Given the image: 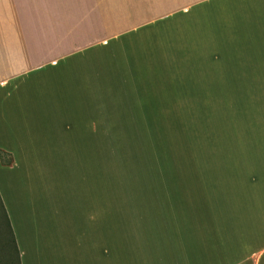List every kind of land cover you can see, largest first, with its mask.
Segmentation results:
<instances>
[{
  "label": "crops",
  "instance_id": "obj_1",
  "mask_svg": "<svg viewBox=\"0 0 264 264\" xmlns=\"http://www.w3.org/2000/svg\"><path fill=\"white\" fill-rule=\"evenodd\" d=\"M165 3L162 17L188 24L180 44L186 62L192 35L194 76L264 77V0ZM114 6L0 0V198L19 264H264V111L234 118L243 127L202 198L197 188L190 204L165 198L144 240L123 244L131 229L116 207L107 212L99 130L129 65L124 44L155 17L116 24Z\"/></svg>",
  "mask_w": 264,
  "mask_h": 264
},
{
  "label": "rangeland",
  "instance_id": "obj_2",
  "mask_svg": "<svg viewBox=\"0 0 264 264\" xmlns=\"http://www.w3.org/2000/svg\"><path fill=\"white\" fill-rule=\"evenodd\" d=\"M165 1L169 0H113L119 11V17L112 19L116 24L120 19L130 25L155 17L150 19L154 25L148 34L124 44L123 61L127 59L129 65L121 67L120 90L106 93L105 119L99 130L107 212L116 207L123 229H131L123 232V244L125 238L131 243L144 240L148 225L155 226L157 216L166 210L165 202L180 198L190 204L195 188L202 198L203 188L210 189L209 177L220 176L213 171L225 166L233 133L243 127L231 124L234 118L264 111V77L194 76L193 53L188 50L192 35L185 39L186 62L185 46L180 44L188 24L177 14L162 17L157 11ZM145 5L154 12H142ZM129 53L141 58L137 66ZM205 196L209 200V194ZM165 198L172 200L164 202ZM17 261L0 208V264Z\"/></svg>",
  "mask_w": 264,
  "mask_h": 264
},
{
  "label": "trees",
  "instance_id": "obj_3",
  "mask_svg": "<svg viewBox=\"0 0 264 264\" xmlns=\"http://www.w3.org/2000/svg\"><path fill=\"white\" fill-rule=\"evenodd\" d=\"M0 208H1V211H2V214H3V217L4 219H6V223L8 225V227L10 228L11 230V227H10V224H9V220H8V217H7V214H6V211L4 209V206L2 204V201H1V198H0ZM11 238H12V241L14 242V245H15V251H16V254H17V248H16V244H15V239H14V236H13V233H12V230H11ZM5 242V241H4ZM5 254V253H4ZM9 255V254H8ZM5 257L7 258V255L5 254ZM17 260H18V254H17ZM17 264H19V262L17 261Z\"/></svg>",
  "mask_w": 264,
  "mask_h": 264
}]
</instances>
